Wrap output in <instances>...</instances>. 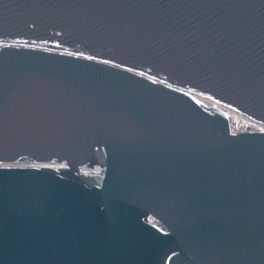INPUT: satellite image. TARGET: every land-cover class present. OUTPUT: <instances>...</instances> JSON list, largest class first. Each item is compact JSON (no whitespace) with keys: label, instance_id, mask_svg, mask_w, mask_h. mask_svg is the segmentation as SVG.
<instances>
[{"label":"water","instance_id":"1","mask_svg":"<svg viewBox=\"0 0 264 264\" xmlns=\"http://www.w3.org/2000/svg\"><path fill=\"white\" fill-rule=\"evenodd\" d=\"M190 94L264 125V0H0V162L66 164L0 166V264H264V132Z\"/></svg>","mask_w":264,"mask_h":264},{"label":"bare ground","instance_id":"2","mask_svg":"<svg viewBox=\"0 0 264 264\" xmlns=\"http://www.w3.org/2000/svg\"><path fill=\"white\" fill-rule=\"evenodd\" d=\"M192 96V99L193 101L196 102V104H199V106L203 107V108H206V110L208 108H214V109H220L226 116H227V119H228V124L230 125V131L232 133H236V132H240V131H244V132H250V131H256V132H264V125L262 123H257L256 121H254L253 119L251 118H247L245 116H243L242 114H238L237 112H235L234 110L230 109V108H225L221 105H216L210 101H207L206 99L200 97V96H196V95H191ZM231 118H234V119H238V121L240 122L241 124V129L240 131L237 130V131H234L233 128H232V125H231ZM233 119V120H234ZM252 126L253 129L250 130V131H246L244 130L246 126ZM235 129V128H234ZM64 164L58 160V161H55V160H49L48 162H38V163H35L31 160H17L16 161H13V162H0V166H4V167H18V166H32V167H35V168H52V169H59V167L63 166ZM100 166V165H99ZM95 167V166H94ZM97 167V166H96ZM83 168V169H82ZM69 169V168H67ZM71 169H73V171H71ZM71 169L70 171L71 172H74L76 173L77 175H84V174H80L79 172H83L82 170H87L86 166H81L79 165V167H72L71 166ZM102 171V166L99 167V171ZM98 171V172H99ZM86 175V174H85ZM100 177V175L98 176Z\"/></svg>","mask_w":264,"mask_h":264},{"label":"rangeland","instance_id":"3","mask_svg":"<svg viewBox=\"0 0 264 264\" xmlns=\"http://www.w3.org/2000/svg\"><path fill=\"white\" fill-rule=\"evenodd\" d=\"M234 118H231V125H232V128H233V130L234 131H237V130H239L240 131V129H241V124H240V122L238 121V119H234ZM235 128V129H234ZM253 129V127L250 125V126H246L245 127V129L244 130H246V131H250V130H252ZM99 167L100 166H97V167H93V168H89V170H86V171H84V170H82L83 171V173L82 172H80V174H84V173H87V174H95L94 176H96V174L98 173V175H100V172H98L99 171ZM56 170V169H55ZM85 175V174H84Z\"/></svg>","mask_w":264,"mask_h":264}]
</instances>
